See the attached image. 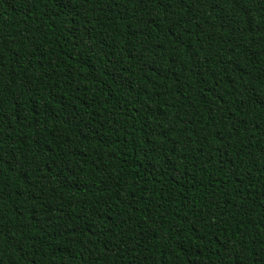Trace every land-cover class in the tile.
Returning a JSON list of instances; mask_svg holds the SVG:
<instances>
[{"label":"trees","instance_id":"1","mask_svg":"<svg viewBox=\"0 0 264 264\" xmlns=\"http://www.w3.org/2000/svg\"><path fill=\"white\" fill-rule=\"evenodd\" d=\"M0 264H264V0H0Z\"/></svg>","mask_w":264,"mask_h":264}]
</instances>
